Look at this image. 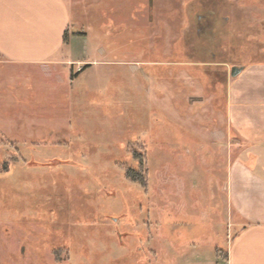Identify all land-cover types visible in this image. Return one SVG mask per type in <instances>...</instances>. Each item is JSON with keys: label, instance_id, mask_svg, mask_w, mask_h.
<instances>
[{"label": "rangeland", "instance_id": "rangeland-1", "mask_svg": "<svg viewBox=\"0 0 264 264\" xmlns=\"http://www.w3.org/2000/svg\"><path fill=\"white\" fill-rule=\"evenodd\" d=\"M65 1L60 71L0 63V264H225L228 84L264 61V0Z\"/></svg>", "mask_w": 264, "mask_h": 264}, {"label": "crops", "instance_id": "crops-1", "mask_svg": "<svg viewBox=\"0 0 264 264\" xmlns=\"http://www.w3.org/2000/svg\"><path fill=\"white\" fill-rule=\"evenodd\" d=\"M68 26L65 0H0V63L60 71L44 63L60 53ZM226 101L238 149L227 162L224 188L228 209L240 220L223 258L225 264H264V61L229 82ZM188 260L197 264L202 257Z\"/></svg>", "mask_w": 264, "mask_h": 264}, {"label": "water", "instance_id": "water-1", "mask_svg": "<svg viewBox=\"0 0 264 264\" xmlns=\"http://www.w3.org/2000/svg\"><path fill=\"white\" fill-rule=\"evenodd\" d=\"M241 70L242 69L240 67L233 66L231 68L230 74H231L232 77H235L241 72Z\"/></svg>", "mask_w": 264, "mask_h": 264}, {"label": "trees", "instance_id": "trees-1", "mask_svg": "<svg viewBox=\"0 0 264 264\" xmlns=\"http://www.w3.org/2000/svg\"><path fill=\"white\" fill-rule=\"evenodd\" d=\"M66 36H67V31H65V33H64V36H63V39L65 40L66 39ZM134 154H137L138 156V159H139V157H141L140 156V154L139 153H134ZM144 162V161H143ZM128 175H130V176H132V177H135L136 176V173H134V172H131V171H128ZM144 181V180H143Z\"/></svg>", "mask_w": 264, "mask_h": 264}, {"label": "flooded vegetation", "instance_id": "flooded-vegetation-1", "mask_svg": "<svg viewBox=\"0 0 264 264\" xmlns=\"http://www.w3.org/2000/svg\"><path fill=\"white\" fill-rule=\"evenodd\" d=\"M215 19V18H214ZM199 25H200V30H204L205 32H203L206 35V27H205V22H203L200 18H199ZM214 25H216V23H214ZM199 28V27H198Z\"/></svg>", "mask_w": 264, "mask_h": 264}]
</instances>
